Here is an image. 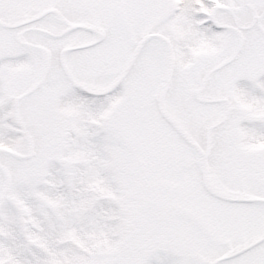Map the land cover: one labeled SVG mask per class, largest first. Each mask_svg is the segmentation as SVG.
<instances>
[{"label": "snow or ice", "instance_id": "1", "mask_svg": "<svg viewBox=\"0 0 264 264\" xmlns=\"http://www.w3.org/2000/svg\"><path fill=\"white\" fill-rule=\"evenodd\" d=\"M0 264H264V0H0Z\"/></svg>", "mask_w": 264, "mask_h": 264}]
</instances>
